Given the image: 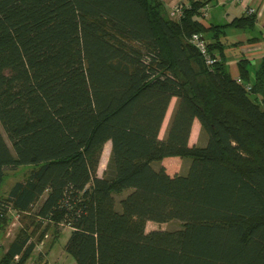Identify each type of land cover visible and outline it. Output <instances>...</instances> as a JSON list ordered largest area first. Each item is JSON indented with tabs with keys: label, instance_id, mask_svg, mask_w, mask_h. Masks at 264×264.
<instances>
[{
	"label": "trees",
	"instance_id": "obj_1",
	"mask_svg": "<svg viewBox=\"0 0 264 264\" xmlns=\"http://www.w3.org/2000/svg\"><path fill=\"white\" fill-rule=\"evenodd\" d=\"M188 1L174 19L163 0H0V187L32 167L0 194V232L12 210L24 223L0 264H26L51 227L71 229L77 264H264V56L254 75L227 63L242 43L227 28L254 30L256 13L215 23ZM196 118L205 145H190ZM170 156L188 172L155 167Z\"/></svg>",
	"mask_w": 264,
	"mask_h": 264
},
{
	"label": "rangeland",
	"instance_id": "obj_2",
	"mask_svg": "<svg viewBox=\"0 0 264 264\" xmlns=\"http://www.w3.org/2000/svg\"><path fill=\"white\" fill-rule=\"evenodd\" d=\"M206 20L208 19L206 18ZM231 61L232 59L228 58L227 63L229 67L231 65L230 64ZM166 125L167 123L164 121V124L162 125L161 131H160V137L162 138H163V135H165L164 131H165ZM166 133H167V130H166ZM191 140L192 142H190V145H205L207 142V134L203 132L202 129H197V131L194 132V134L192 135ZM110 152H111V143L108 142L104 146L100 166L98 169V174L100 176L104 174V171L107 168V163L110 158ZM191 161L192 159L190 157H184V158L176 157V159H171V158L163 159L161 162H155V167H159L160 165H163L169 174L171 175L181 174L182 175L188 172ZM31 168H32L31 166H21L20 168L15 169V170H7L6 178L0 187L1 196H6L8 191L12 187V185L16 181L24 179L27 176ZM126 193L127 192L116 194L117 201H119L122 196L126 195ZM10 216H11V219H10L11 221L6 228V231L0 232V257L3 255L5 248L8 246L10 241L14 238L16 233L19 231V228L24 224L22 222L23 214L15 210H12L10 211ZM25 223L29 224L28 217L25 218ZM181 226H182V223L178 219H173L169 222H163V223L156 222V221H148L146 225V231H151L154 229L172 230V229H177ZM54 231H55L54 227L53 228L51 227L49 230L46 231V233L41 237L42 239L41 242L43 243L41 242L39 243V241L37 242V245L26 264H77V261L74 258V256H72L70 253H63L65 244L71 233L70 230L69 231L63 230V232L57 237H54ZM37 238H38V234L33 236V240H36ZM48 250H49V254L47 256Z\"/></svg>",
	"mask_w": 264,
	"mask_h": 264
},
{
	"label": "crops",
	"instance_id": "obj_3",
	"mask_svg": "<svg viewBox=\"0 0 264 264\" xmlns=\"http://www.w3.org/2000/svg\"><path fill=\"white\" fill-rule=\"evenodd\" d=\"M164 1L167 5L166 8L169 14L170 6L173 3L178 1H186V0H164ZM208 5L210 12L207 16V19L209 21L215 23H221V24L228 23L233 18L244 15L245 13H247L246 10L249 7H253L256 9V26L254 30L250 31L248 29H240L235 27L227 28V35L231 42H238V41L242 42L239 45H234L228 48L229 52L227 57L232 59V61L230 62L231 65L229 67L231 74L233 76L238 75L237 60L239 57L245 56L251 60V70H252V75H254L256 68L259 66L262 57L264 56V0H233L230 2L229 1L223 2V0H209ZM249 39H252V41H249ZM176 103H177V97H173L164 119V121L167 123L164 131L165 135L170 119L174 112ZM197 129H201V124L199 120L196 118L193 122L190 142H192L191 140L192 135L194 134V132L197 131ZM165 135H163V137H165ZM176 157L178 156H170L164 159H170V158L176 159ZM63 230L71 231V229L68 227L64 228ZM63 253H68L65 247ZM48 254H49V250L47 256Z\"/></svg>",
	"mask_w": 264,
	"mask_h": 264
},
{
	"label": "built area",
	"instance_id": "obj_4",
	"mask_svg": "<svg viewBox=\"0 0 264 264\" xmlns=\"http://www.w3.org/2000/svg\"><path fill=\"white\" fill-rule=\"evenodd\" d=\"M228 1L230 2L233 0H223V2H228ZM189 6H190V2L187 0L186 1H178L176 3H173L171 5V8H170V13H169L170 17H172L174 19L180 18L181 15L183 14V9L186 7H189ZM201 10L204 12V14L206 16H208L209 5L208 4L205 5L204 8H201ZM246 12L248 14H253L256 11L253 7H249V8H247ZM190 41L196 46V48H198V50L200 51V53L202 54V56L205 60V63L208 66H212L215 63L216 59L209 51L207 39L202 34L195 33L192 35ZM248 88H250V86H248ZM41 243H43V242H41ZM16 258H18V256H16Z\"/></svg>",
	"mask_w": 264,
	"mask_h": 264
}]
</instances>
